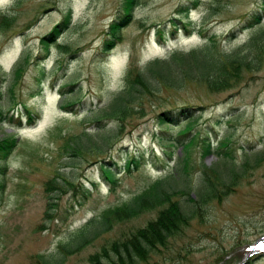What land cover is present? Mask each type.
Masks as SVG:
<instances>
[{
    "label": "rangeland",
    "instance_id": "1",
    "mask_svg": "<svg viewBox=\"0 0 264 264\" xmlns=\"http://www.w3.org/2000/svg\"><path fill=\"white\" fill-rule=\"evenodd\" d=\"M125 1L0 0V107L21 121L0 123V139L18 137L3 162L6 172L0 173V181L5 180L0 264H39L41 254H64L62 264H101L92 263L90 256L104 246L111 249L113 241L144 226L156 211L113 221L108 231L73 253H64V246L76 245L90 220L100 219L105 209L174 171L184 146L169 145L190 117L163 124L159 114L188 105L198 107L190 136L210 132L213 144L229 137L233 164L238 169L248 159V165L234 191L212 199L192 219L173 243L174 252L157 251L150 264H264V159L255 160L264 155V62L232 88L209 90L196 80L169 85L123 120H94L124 88L131 69L175 50L201 47L207 36H216L225 50L240 47L264 26V19L263 26L248 23L264 0H199L195 6L193 0H138L121 41L104 52L109 24L125 14ZM184 5H189L187 14L179 9ZM69 10L70 24L59 29L47 48L42 37L62 24ZM173 18L193 21L204 34L182 28L172 35ZM69 101L76 103L69 106ZM77 147L82 151L74 152ZM140 153L145 165L127 171L126 159ZM191 158L188 181L194 188L203 164L221 172L212 173L216 179L226 176L228 165L215 154L202 158L194 150ZM114 161L113 185L102 165ZM186 184L187 177L179 175L171 188ZM187 197L183 194L181 200Z\"/></svg>",
    "mask_w": 264,
    "mask_h": 264
},
{
    "label": "trees",
    "instance_id": "2",
    "mask_svg": "<svg viewBox=\"0 0 264 264\" xmlns=\"http://www.w3.org/2000/svg\"><path fill=\"white\" fill-rule=\"evenodd\" d=\"M193 5L199 0H193ZM138 4V0H126L124 2V12L122 17L113 19L109 24L107 39L104 41L103 50L108 52L113 49L122 39V30L124 26L131 21L132 13ZM189 5L180 7L181 11L187 14ZM178 9V10H179ZM71 11L65 17L62 24L54 28V31L42 37V43L48 48L49 41L62 30L63 25H68L71 22ZM264 19V1L262 5L256 9L248 19L249 26H263ZM173 27L171 31L175 35L179 29L184 28L190 33L193 29H199V32L204 34L202 26H196L193 21L181 22L173 18ZM181 24V27L178 26ZM163 30H159L161 34ZM233 35L234 32H231ZM264 62V26L254 31L248 40L240 47L225 50L218 41L216 36H207L205 43L201 47L193 48L189 51H173L168 57L155 58L148 61L140 67L133 68L127 75L124 88L114 97V99L106 106H103L99 113L95 116L96 122L104 119L112 118L123 120L127 116L133 115L139 106L145 103V100L152 95H157L163 91L166 86H183L191 80H196L201 85H204L209 90H226L238 84L245 72L258 70ZM23 65L20 64L16 68L17 75L22 72ZM1 96V93H0ZM76 102L69 101L67 105L73 106ZM30 113L33 111L25 107ZM198 107L188 105L180 109L164 110L159 114V118L163 124L168 121L173 124H178L183 118L187 119L185 125L180 129L178 135L173 138L174 142L169 145V148L178 145L184 146L182 151L183 157H180L178 165L174 171L159 178L152 185L148 186L143 191L138 192L129 200L122 204L105 209L103 216L90 220L89 227H85L80 239L76 245L64 246L68 253L75 252L80 249L86 242H89L93 237L100 232H105L110 229L112 222H122L127 219H132L140 216L146 211L155 210L156 214L149 219L144 226H139L131 230L121 238L113 241L111 249L104 246L101 251L90 256L92 263L101 264H150L151 259L156 255L157 251L168 249L172 253L173 243L181 237L185 228L190 225L192 219L202 214L205 204L212 199H221L224 195L234 191V186L237 185L244 176V170L248 165V159L238 169L234 160V148L230 145V138L225 137L216 144L211 141L210 132L207 135L201 136L200 133L192 134V130L197 123V116L194 113ZM32 121L34 117L29 115ZM10 121L21 125L20 119H16L14 115L0 107V123ZM16 123V124H17ZM190 136V137H189ZM91 136H88V140ZM18 137L15 134H10L5 138L0 139V173H5L6 161L17 146ZM84 146V145H83ZM74 152H80V147L72 148ZM197 150L202 158L215 154L219 159H223L228 165L226 176H219L218 179L212 173L221 174L215 167L203 164V169L200 181L194 188V185L189 184V179L192 170L191 152ZM169 152L167 154L170 155ZM249 157L248 155H246ZM261 161L264 155L258 156L255 160ZM145 156L143 153L139 155H131L125 161V169L131 172L134 169H141L144 164ZM108 162V161H107ZM102 165V174L107 182L116 183V170L118 163L114 161ZM232 165V166H231ZM215 168V169H214ZM180 176L187 177V184L184 188H171V182L176 181ZM220 179V181H218ZM222 185V187H221ZM112 188V187H111ZM194 190V194H193ZM5 191V180L0 181V205L3 201ZM180 194V195H179ZM183 194L188 197L181 200ZM91 228L96 231L91 233ZM89 231V232H88ZM88 232V233H87ZM63 255L41 254L39 264H62Z\"/></svg>",
    "mask_w": 264,
    "mask_h": 264
}]
</instances>
